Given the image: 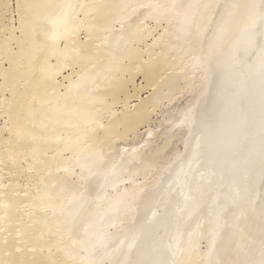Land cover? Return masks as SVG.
<instances>
[{
  "label": "bare ground",
  "instance_id": "obj_1",
  "mask_svg": "<svg viewBox=\"0 0 264 264\" xmlns=\"http://www.w3.org/2000/svg\"><path fill=\"white\" fill-rule=\"evenodd\" d=\"M10 1L0 264H264V0H17L19 28ZM185 94L173 130L115 149Z\"/></svg>",
  "mask_w": 264,
  "mask_h": 264
},
{
  "label": "rangeland",
  "instance_id": "obj_2",
  "mask_svg": "<svg viewBox=\"0 0 264 264\" xmlns=\"http://www.w3.org/2000/svg\"><path fill=\"white\" fill-rule=\"evenodd\" d=\"M8 1H10V0H8ZM0 2H1V0H0ZM10 13H7L8 15H6L5 17H6V19H7V21H6V24H8V20H12L13 22H12V27H14L15 26V28H19V11H18V6H17V0H11L10 1ZM10 15V16H9ZM9 18V19H8ZM0 24H1V20H0ZM84 24H86V23H84ZM149 25H150V27L151 28H155L154 26H155V23H149ZM162 26L163 27H166V24H162ZM0 34H1V28H0ZM79 34H81V35H79V39L81 40V41H85V38H86V35H87V29L86 28H82L81 29V33H79ZM17 36H20V34H19V32H18V34H17ZM82 37V38H81ZM152 42L150 41V44H151ZM13 48L15 49V51H17V47L15 46V45H13ZM141 49H144V46H141ZM187 61H189V59H187ZM5 65V67L6 68H8L9 66H8V63H5L4 64ZM75 70H78L77 68L75 69ZM71 73V71L69 72V73H67L65 76H68L69 74ZM140 75V76H139ZM75 77V76H74ZM59 81L60 82H63L64 80H63V78L61 77V78H59ZM66 81V82H65ZM64 82H63V84L64 85H66V84H68L67 82V80H65ZM135 83H136V85H135ZM142 85L143 86H145L146 85V82H144V76L142 77V74H138L137 76H136V79H134V81H133V83H130L129 85H128V90H129V92H130V94L132 95V96H134V97H132V99H131V102H130V104H129V107H128V110L129 111H132V109H131V107L133 108V110H134V104L136 105V104H138V98H136L137 97V95L138 96H140V97H142V98H146L147 96H149L151 93H152V89H150V90H143V91H141L140 90V88L142 87ZM137 89V90H136ZM64 93V92H63ZM141 93V94H140ZM176 98H178V99H176L175 101H173L172 102V104H169V103H167V102H164V104L160 107V109H157L156 110V112L154 113V115H151V119H150V121L151 122H149V124L148 123H146V125L144 124L142 127H140L141 129H139L138 130V132L139 133H137L138 135V137L136 136H129V138L127 139V140H117L116 142V146H117V148H115V149H117V150H119L120 149V147H122L123 145H124V147H126V145L127 146H133V145H136L135 143H137V145H139V144H141L142 143V141L143 140H145L144 138H147V135H148V130H155V131H157V132H159L160 133V131L161 132H165V131H168V129L169 130H173L172 128L173 127H175V125L173 124L174 123V121L177 119V117L179 116V111H182V110H184V109H186V107H188L189 105H190V103L195 99V97H193V95H188V94H185V95H179V96H177ZM194 98V99H193ZM166 104V105H165ZM174 104V105H173ZM171 105V106H170ZM173 105V106H172ZM116 106V107H115ZM131 106V107H130ZM170 106V107H169ZM164 107V108H163ZM168 110H170L171 112L173 111V114H172V124L170 125L171 127H169V124H167V123H165L166 121L164 120L165 119V117L167 116V109ZM177 108H179V110H178V112H177ZM184 108V109H183ZM113 109L115 110V112L117 113V114H119V115H117V116H120V114H122L124 111H125V108H124V105L123 104H121V105H119L118 106V104H116V105H114L113 106ZM174 109H176V111L174 112ZM113 110V111H114ZM121 110V111H120ZM120 112V113H119ZM174 113H176L175 114V116H174ZM109 112L108 113H106L105 114V116L103 115L102 117H105V119L103 118H101L102 119V121L104 122V124H107L108 122V117H109ZM108 115V116H107ZM174 116V117H173ZM4 118V119H3ZM4 123H5V117H3L2 115H0V127H3L4 126ZM165 123V124H164ZM173 125V126H172ZM177 125V124H176ZM178 125H179V123H178ZM151 129H150V128ZM168 127V128H167ZM163 128V129H162ZM164 130V131H163ZM179 130H181V129H179ZM160 138H161V134H159L158 135ZM136 138H137V140H136ZM184 138H185V136L184 137H179V139L177 140H175V141H173V144H171V146H169V148L167 149V152L164 154V156L163 157H165V158H167L168 160L169 159H172V155L174 154V153H178V152H180V153H183L184 152V150H185V145H184ZM143 139V140H142ZM181 139V142L179 141ZM183 139V140H182ZM158 141H157V143H159V140H161V144H163V141H164V137H162V139H157ZM163 140V141H162ZM122 141V142H121ZM127 141H129V142H127ZM136 141V142H135ZM141 141V142H140ZM120 142V143H119ZM133 142H134V144H133ZM138 142H139V144H138ZM129 143V144H128ZM159 143V146L161 145ZM122 145V146H121ZM130 146V147H131ZM162 146V145H161ZM160 146V147H161ZM119 147V148H118ZM111 148V147H110ZM114 149V152H116V150ZM167 159H165L164 160V158H163V163L162 164H160V162H162V159L160 160V162H158L159 163V165H157V167H156V169L154 170L155 171V173L156 172H158V171H160L163 167H165V164L167 163ZM162 167V168H161ZM159 168V169H158ZM161 168V169H160ZM157 170V171H156ZM28 173V172H27ZM2 174H4V173H2ZM5 175V174H4ZM25 175H28V174H25ZM24 175V176H25ZM23 176V178L21 177V179L19 180V183H18V185L19 186H21V191H22V193L23 194H25V190H26V185H27V183H26V179L27 178H25ZM6 178V179H5ZM4 183L6 184V182H7V184L11 181L9 178H8V176L7 175H5L4 176ZM7 179L9 180V181H7ZM25 183H24V182ZM22 185H21V184ZM24 187V188H23ZM30 188V187H29ZM32 189V188H31ZM24 190V191H23ZM205 246H206V243L205 242H203V244L202 245H200V249L201 250H203V249H205Z\"/></svg>",
  "mask_w": 264,
  "mask_h": 264
}]
</instances>
